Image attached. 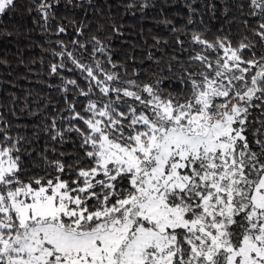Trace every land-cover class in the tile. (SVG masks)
<instances>
[{"label": "snow or ice", "instance_id": "6c2138e0", "mask_svg": "<svg viewBox=\"0 0 264 264\" xmlns=\"http://www.w3.org/2000/svg\"><path fill=\"white\" fill-rule=\"evenodd\" d=\"M100 3L0 0V21L22 8L52 43L48 87L60 96L38 104L36 140L14 132L0 104V264H264V0L235 3L246 30L235 41L207 27L182 39L165 16L179 54L157 55L168 42L154 37L150 75L134 55L131 70L114 58L105 25L89 35ZM183 6L195 23L197 0ZM233 6L225 0L222 15ZM166 7L123 4L133 16ZM203 7L216 19L217 0ZM18 100L13 116L30 109Z\"/></svg>", "mask_w": 264, "mask_h": 264}, {"label": "trees", "instance_id": "16d2710c", "mask_svg": "<svg viewBox=\"0 0 264 264\" xmlns=\"http://www.w3.org/2000/svg\"><path fill=\"white\" fill-rule=\"evenodd\" d=\"M21 2L23 4V0ZM204 2L205 0H197L201 11L194 17L195 23L189 24L188 12L183 6V0H167L163 16L159 9H152L145 16H141L139 13L135 16L126 15L127 10L123 8L126 0H101L100 8L103 16L94 13L87 15V22L92 29L89 35L96 34L98 23L105 25L106 35L103 38L111 42L114 58L128 63L131 70L132 63L128 58L134 55L137 57L135 66L150 75L154 69L148 67L151 62L146 57L149 50H154L151 47L154 44V37L168 42L158 51L154 50L157 55L164 52L165 58L171 59L173 53L179 54L174 39L176 34L171 32L170 26L160 23L165 16L181 30L179 34L182 39H187L191 35V31L185 34V29L200 31L205 27L208 29L210 38L219 35V30L224 32L231 30L229 34L234 41L244 34L246 30L241 22L242 17L235 7V3H238L239 0H233L234 6L228 17L222 15L219 7L225 3V0H217L216 19H212L211 11L203 7ZM109 13H111V17H109ZM57 14H67L70 19L77 21L83 17L82 10L72 16L71 13L61 8ZM200 17H203V23H201ZM231 17H236V19L232 20ZM113 20L118 25H123L122 30L125 33L123 37H117L111 33L108 25ZM52 46L48 37L33 23L32 16L24 12L22 8L18 13H10L0 21V60L9 62L7 66L0 65V104L4 105L3 111L7 114L6 118L12 121L13 131L24 133L30 140H36L32 133L38 130V125L44 123L39 118V113H42L44 109L41 108L38 113L36 111L38 104L50 101L59 106V94L48 87L49 83L55 82V78L49 77L47 71L48 64L51 62L49 50ZM13 94L19 97L18 105H23L27 101L30 109L17 107L16 114L13 116L10 111L12 107L10 100ZM45 143L47 141H40V146L32 153L33 157L44 147ZM63 149L69 158L75 154L71 142L66 143ZM24 162L30 170H38L33 168V164L39 162L38 159L29 161L25 157Z\"/></svg>", "mask_w": 264, "mask_h": 264}]
</instances>
